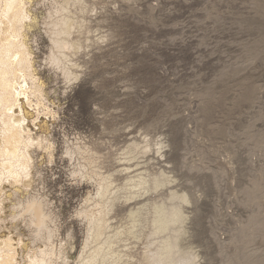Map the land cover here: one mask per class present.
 Returning <instances> with one entry per match:
<instances>
[{"label": "rangeland", "instance_id": "1", "mask_svg": "<svg viewBox=\"0 0 264 264\" xmlns=\"http://www.w3.org/2000/svg\"><path fill=\"white\" fill-rule=\"evenodd\" d=\"M87 1L99 17L91 48L78 54L80 77L69 82L47 60L44 21L51 0H30L25 40L57 114L35 130L53 139L54 159L40 149L34 153V182L22 198L38 194L49 203L57 243L76 264L86 237L77 211L96 193L92 180L73 172L77 161L66 152L82 142L100 151L107 169H126L116 173L121 178L147 171L172 179L122 199L118 223H126L133 207L147 209L150 199L176 203L173 192L189 194L183 245L199 258L174 254L176 264H264V0ZM99 35H106L103 42ZM133 140L140 147L148 140L151 150L120 160ZM16 223L32 244L31 228ZM150 224L141 240H131L130 264L153 248ZM155 245L157 255L162 246Z\"/></svg>", "mask_w": 264, "mask_h": 264}, {"label": "bare ground", "instance_id": "2", "mask_svg": "<svg viewBox=\"0 0 264 264\" xmlns=\"http://www.w3.org/2000/svg\"><path fill=\"white\" fill-rule=\"evenodd\" d=\"M29 4L30 0H0V264H58L62 259L63 264H70L66 245L57 243L59 226L49 203L38 194L26 199L21 196L34 182L37 157L34 153L40 149L50 161L54 159L53 139L48 134L37 135L35 130L57 114L45 95L25 40V31L32 20ZM98 17L96 8L87 0H51L44 21L50 41L47 60L69 82L80 77L74 69L78 66V54L84 46L91 48L90 34ZM105 37L99 35L98 42H103ZM145 142L140 147L136 140L131 141L119 159L131 162L138 154H146L151 147L148 140ZM157 144L160 145L157 152L163 155L166 146L162 141ZM66 152L77 161L73 172L96 185L95 195H89L77 211L85 221L86 237L76 264H130L134 243L131 240H141L148 223L154 226L147 237L148 247L153 248L142 253L137 260L139 264H155L157 258H161L159 264H176L172 256L178 253H192L195 259L199 258V252L183 245L191 220L187 211L191 198L186 192L171 194L176 203L150 199L147 209L133 207L126 223H118L122 199L127 202L136 195L165 186L171 177L141 171L121 178L116 173L126 169H107L108 161L100 151L82 142L67 146ZM15 197L18 202L13 206L16 212L12 213L9 204ZM18 221L26 222L31 228L32 244L28 234L17 231ZM159 234L166 235L159 241V237H154ZM156 242L162 246L157 255Z\"/></svg>", "mask_w": 264, "mask_h": 264}]
</instances>
